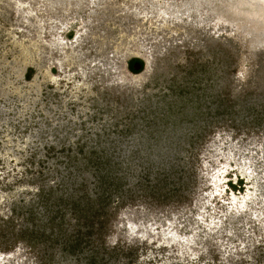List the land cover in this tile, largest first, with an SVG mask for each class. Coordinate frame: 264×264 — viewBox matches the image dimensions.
Instances as JSON below:
<instances>
[{"label": "rangeland", "instance_id": "1", "mask_svg": "<svg viewBox=\"0 0 264 264\" xmlns=\"http://www.w3.org/2000/svg\"><path fill=\"white\" fill-rule=\"evenodd\" d=\"M207 1L0 0V264H264V25Z\"/></svg>", "mask_w": 264, "mask_h": 264}, {"label": "bare ground", "instance_id": "2", "mask_svg": "<svg viewBox=\"0 0 264 264\" xmlns=\"http://www.w3.org/2000/svg\"><path fill=\"white\" fill-rule=\"evenodd\" d=\"M211 1L213 6L222 9L223 14H235L238 16H249L255 19V21L260 25H264V0H208L207 2ZM210 3V2H209ZM225 9V10H223ZM218 11V10H216ZM218 13V12H217ZM222 14H220V17ZM219 17V18H220ZM222 171V170H221ZM242 171L244 174L250 175L252 177V172L248 171L246 167H242ZM247 172V173H246ZM218 178V176H216ZM221 180V179H220ZM218 184V182H216ZM216 184V186H217ZM251 192H247L245 195V199L241 203V206H244L245 201L247 200L246 196H250ZM235 203L239 202L238 198L235 197Z\"/></svg>", "mask_w": 264, "mask_h": 264}, {"label": "trees", "instance_id": "3", "mask_svg": "<svg viewBox=\"0 0 264 264\" xmlns=\"http://www.w3.org/2000/svg\"><path fill=\"white\" fill-rule=\"evenodd\" d=\"M136 62H141L142 64L144 63L143 62V60H141V59H139V58H134V59H132L131 61H130V63L131 64H133V66H134V64L136 63ZM33 73V69L31 68V69H29V72H28V74H27V79L28 80H30L31 79V74Z\"/></svg>", "mask_w": 264, "mask_h": 264}, {"label": "water", "instance_id": "4", "mask_svg": "<svg viewBox=\"0 0 264 264\" xmlns=\"http://www.w3.org/2000/svg\"><path fill=\"white\" fill-rule=\"evenodd\" d=\"M142 68H143V64H142L141 62H136V63L134 64V69H135L136 71H140Z\"/></svg>", "mask_w": 264, "mask_h": 264}, {"label": "flooded vegetation", "instance_id": "5", "mask_svg": "<svg viewBox=\"0 0 264 264\" xmlns=\"http://www.w3.org/2000/svg\"><path fill=\"white\" fill-rule=\"evenodd\" d=\"M71 35H73V34H71ZM143 66H144V64H143ZM129 67H130V69L133 71V72H140V71H136L135 69H134V66H133V64H129ZM142 70V69H141ZM244 180V179H243ZM230 184L232 185V186H234V184H233V181L231 180V182H230Z\"/></svg>", "mask_w": 264, "mask_h": 264}]
</instances>
